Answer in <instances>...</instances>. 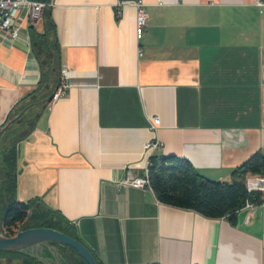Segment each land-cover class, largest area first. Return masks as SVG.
Here are the masks:
<instances>
[{"label":"crops","instance_id":"crops-1","mask_svg":"<svg viewBox=\"0 0 264 264\" xmlns=\"http://www.w3.org/2000/svg\"><path fill=\"white\" fill-rule=\"evenodd\" d=\"M123 1L137 0L44 3L68 88L16 144V201L58 213L100 264H264V202L231 226L120 184L144 177L154 141L151 156L216 182L264 153V0H140V37ZM15 22L18 38L0 32V129L40 79Z\"/></svg>","mask_w":264,"mask_h":264},{"label":"trees","instance_id":"trees-1","mask_svg":"<svg viewBox=\"0 0 264 264\" xmlns=\"http://www.w3.org/2000/svg\"><path fill=\"white\" fill-rule=\"evenodd\" d=\"M40 21L41 31L37 27L28 28L32 52L40 67L37 89L20 103L2 126L14 120L0 138V142L5 144L0 157V202L4 209L0 216V228L5 237L16 235L13 228L18 224H23L21 230L49 228L81 243L74 227L58 213L37 205L36 201L19 203L15 199L16 144L34 128L40 112L51 102L60 86V51L49 10L44 9ZM147 172L149 187L159 203L196 213L206 219H226L231 226L237 225V213L246 203L257 206L264 202V194L248 193L245 186L247 176L264 177L262 151H257L235 168L229 182L210 181L199 175L187 160L173 155L151 156ZM50 248L57 249L56 257ZM26 252H0V257L20 259V264H43L41 259L47 262L56 260L58 264H86L73 249L55 243L43 246L37 257Z\"/></svg>","mask_w":264,"mask_h":264},{"label":"built area","instance_id":"built-area-1","mask_svg":"<svg viewBox=\"0 0 264 264\" xmlns=\"http://www.w3.org/2000/svg\"><path fill=\"white\" fill-rule=\"evenodd\" d=\"M132 5L136 10L135 17V33L137 37H140L146 27V13L144 11V5L140 0L129 2L123 1L120 3L122 8L127 5ZM46 4L40 2H34L29 0H0V32L9 34L12 39L19 37L18 25H16V17L22 12V17L27 22V25H33L41 19L42 13L46 8ZM140 54V53H139ZM68 78V72L65 69L60 71V86L57 88L52 96L51 102H55L64 96L68 88L66 80ZM160 120L154 117L150 122V127L154 129ZM159 144L157 141L147 143L144 146L146 153V159L151 157L153 151L157 150ZM123 186L133 187L137 189H144L149 187L147 165L144 169V177H135L131 170L126 171V177L120 182ZM245 186L248 193L260 192L264 194V177L247 176L245 179ZM253 204L246 203L242 209H252Z\"/></svg>","mask_w":264,"mask_h":264},{"label":"water","instance_id":"water-1","mask_svg":"<svg viewBox=\"0 0 264 264\" xmlns=\"http://www.w3.org/2000/svg\"><path fill=\"white\" fill-rule=\"evenodd\" d=\"M33 28V25H30ZM14 122H8L0 129V138ZM55 243L73 249L86 264H97L92 252L79 241L53 229L34 228L20 230L13 237L0 235V252H24L33 250L38 245L46 246Z\"/></svg>","mask_w":264,"mask_h":264},{"label":"rangeland","instance_id":"rangeland-1","mask_svg":"<svg viewBox=\"0 0 264 264\" xmlns=\"http://www.w3.org/2000/svg\"><path fill=\"white\" fill-rule=\"evenodd\" d=\"M37 25H39V21L36 22ZM0 151H1V148H0ZM3 204H2V201L0 202V216L3 214ZM23 227V224H18L16 225L14 228H13V231L15 233H17L18 231L21 230V228ZM4 232L3 230L0 228V235H3ZM43 249V245H38L36 246L33 250H27V253H30L32 254L34 257H37V255L42 251ZM52 254L54 257L57 256V249L55 248H50ZM20 259H17V258H7V257H0V264H20ZM41 261L44 263V264H58V262L56 261H52V262H47L45 260H42Z\"/></svg>","mask_w":264,"mask_h":264},{"label":"flooded vegetation","instance_id":"flooded-vegetation-1","mask_svg":"<svg viewBox=\"0 0 264 264\" xmlns=\"http://www.w3.org/2000/svg\"><path fill=\"white\" fill-rule=\"evenodd\" d=\"M41 252H42V251H41ZM41 252H40V253H41ZM52 261H53V260H52ZM52 261H50V262H52ZM54 261H56V260H54ZM56 262H57V261H56Z\"/></svg>","mask_w":264,"mask_h":264}]
</instances>
